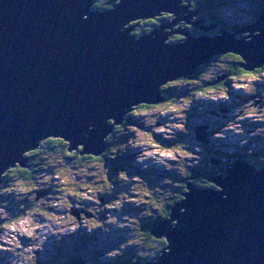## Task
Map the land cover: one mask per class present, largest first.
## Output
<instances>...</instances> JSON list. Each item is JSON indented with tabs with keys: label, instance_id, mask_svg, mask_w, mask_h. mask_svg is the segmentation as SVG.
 Here are the masks:
<instances>
[{
	"label": "water",
	"instance_id": "water-1",
	"mask_svg": "<svg viewBox=\"0 0 264 264\" xmlns=\"http://www.w3.org/2000/svg\"><path fill=\"white\" fill-rule=\"evenodd\" d=\"M96 1L0 0V184L6 170L29 166L25 152L49 138L102 156L127 112L162 102L161 85L198 73L215 55H239L247 71L264 67V11L237 31L196 35L175 29L197 15L190 0H119L112 8ZM165 13L176 18L131 33L136 22ZM174 32L187 38L166 42ZM226 158L224 174L210 176L215 187L187 183L183 199L151 230L166 246L136 264H264V166Z\"/></svg>",
	"mask_w": 264,
	"mask_h": 264
},
{
	"label": "rangeland",
	"instance_id": "rangeland-1",
	"mask_svg": "<svg viewBox=\"0 0 264 264\" xmlns=\"http://www.w3.org/2000/svg\"><path fill=\"white\" fill-rule=\"evenodd\" d=\"M263 2L205 0L197 7V15L189 22L181 20L175 29L219 33V27L210 31L200 28L211 25L207 20L195 24L203 19L199 14H214L223 26L237 31L255 21L251 19ZM164 16L170 21L176 18ZM138 29L136 26L131 33ZM171 31L167 28L166 32ZM248 35L241 32L236 36ZM184 37L174 32L167 35L166 42ZM214 57L205 64L200 78H179L161 85L172 88L177 95L174 101L166 99L146 105L148 108L139 105L127 114L112 153L113 161L120 157V165L95 159L87 161L85 169L82 165L69 171L71 165L64 162L60 167L67 169L66 175L42 172L36 181L21 179L13 172L7 176L15 167L3 172L7 181L0 185V264H116L113 261L130 251L141 253L142 223L146 226L158 215L170 195V191H159L162 196L158 195L153 205L149 189L164 184L167 177H172V189H177L186 169L201 165L205 159V136L212 138V145L225 156L243 154L242 158L249 161L264 159V70L231 77L223 71L235 59L227 55L216 61ZM217 74L221 80H216L214 88L206 87L199 93L195 90V83ZM41 157L47 163L50 156ZM56 160L50 158L53 164ZM70 175L80 178L74 180ZM83 246L87 252L82 254ZM98 252L101 254L96 256Z\"/></svg>",
	"mask_w": 264,
	"mask_h": 264
},
{
	"label": "trees",
	"instance_id": "trees-1",
	"mask_svg": "<svg viewBox=\"0 0 264 264\" xmlns=\"http://www.w3.org/2000/svg\"><path fill=\"white\" fill-rule=\"evenodd\" d=\"M205 2V0H190V5H191V9L196 10L197 7L201 4ZM117 4V0H97L95 7L97 8H112ZM264 11V2L260 5L259 9L257 10V14H255L251 20H256L257 18H259L261 12ZM167 17H170L169 15ZM165 18L164 15H162L160 18H155V19H148V20H144L140 22V25L138 26L139 29L136 32L138 35H142L144 33H150L153 30H155L156 28L159 27L160 23L162 20H166L168 18ZM204 17V16H203ZM206 20L208 21L209 24L214 25L217 24L218 27L220 28L219 31H223V30H228L229 28H227L226 26H223V22L221 20H218L215 18V15H205ZM235 28L233 27L232 29H229L230 31H233ZM195 30V29H193ZM194 34L196 35H200L194 31ZM197 31V30H196ZM243 37V36H242ZM184 38H180L179 40H177V42H181L183 41ZM227 54L229 57H233V59L235 60H231L230 64L227 65V70L223 71L225 72V74L231 76V77H240L241 74H253L256 70H259V72H262L264 70V68L262 67L260 68H256L252 71H247L245 69H243L242 67H240V63L242 62V58L239 55L233 54V53H225ZM227 55H225L227 57ZM225 56H220L221 58H226ZM219 57V55H216L213 59H216V61H218L219 59H221ZM205 65L201 66L199 69V72L194 74L193 76L190 77H186L183 80L189 79V78H200ZM227 72V73H226ZM223 74V73H221ZM219 74L215 75V77H212L211 79L207 80V81H201V82H197L196 84V91L199 93L201 91H203L204 88L206 87H211L214 88L217 85L216 81L217 79H219L220 76H218ZM221 78V77H220ZM163 94L165 96V98L167 99V101H174L173 97H176L177 95L173 94V90L172 88H170L169 86H165L162 88ZM140 107L143 108H148L149 106H146L145 104L140 105ZM120 127L117 126L115 127L114 132L109 135V137L107 138V142H108V147L106 149V151L103 153L102 156L99 157H95L93 155H82L80 153V150L77 151H72L70 152L68 150V143L65 142L63 139L61 138H49L46 139L44 141L41 142L40 147L35 150L30 152L28 155L30 156V162H29V166L27 167H21V166H17L14 169H11L7 172V176L9 173H15L16 176H19L21 179L27 180V181H36L38 178V175L42 172H46L48 173L50 172H57V176H63L66 175L65 172H67L65 168H61V164L64 162H69V164L71 165V168L69 171L73 170L74 168H80L83 165V169H85L84 167H86L87 165H85V163L87 161L90 160H95V159H99L101 161H104L106 163H108L109 161L111 162L112 166H118L120 165V157L112 158L113 156V152L114 150H116V142L119 141V130ZM203 147H204V151L207 152L206 156H204V160L201 161V165L199 166H193V167H189L186 169V173L185 176H183L184 178L181 181H177V189H172L173 183L171 182H175L172 177L170 178H165L163 181L164 184H160L159 186H153L152 188L149 189L148 195L151 196L150 198H152V202L153 205L154 200H156V197L158 195H161L160 193H158L159 191H170V195H168V198L164 200V204L162 206V208L160 209L158 215L154 216L153 219H151L149 222H147L146 226L143 225L142 223V231H144L143 235H142V251L141 253H138L135 250L130 251L129 254L127 256L123 255L121 258H119L120 260L117 261H113L116 264H136L139 262H145L149 259H152L153 257H155L157 254H159L163 248L166 246L167 243H165L166 239L165 238H156L153 236V234L151 233L152 228L157 225V223L161 220H165L169 217L170 213L172 212V208L183 199V193L187 191V183L190 181H193L197 186L199 187H212L213 183L210 181V176L212 174H217V175H221L224 174V169L226 168L225 163H218V164H214L212 165L211 163V157L214 158H218L219 160L227 159L226 156L223 154V152H221L220 149H217L216 147H214V145H212L211 142H204L203 143ZM219 146V145H218ZM45 154V155H49V161H47V163H44V159H42L41 155ZM237 155V154H236ZM54 157L55 159H57L54 164L52 163V161H50V158ZM57 162L58 165H55V163ZM252 163H254L255 165H257V167L259 166H263L264 165V159L262 158L261 160H252ZM48 170H45V169ZM56 168H58L56 170ZM260 168V167H259ZM6 176V177H7ZM6 177L3 178V182L5 183L7 181ZM70 178H74V180H78L80 178L79 176L76 175H70ZM164 185V186H162ZM1 188V186H0ZM54 190V188H53ZM1 201V200H0ZM85 243H87V240H85ZM80 252L86 253L87 250L85 249V246L81 247ZM98 254H101L100 252H98L96 254V256ZM115 260V259H113ZM82 261V260H81ZM82 264L83 261H82Z\"/></svg>",
	"mask_w": 264,
	"mask_h": 264
},
{
	"label": "bare ground",
	"instance_id": "bare-ground-1",
	"mask_svg": "<svg viewBox=\"0 0 264 264\" xmlns=\"http://www.w3.org/2000/svg\"><path fill=\"white\" fill-rule=\"evenodd\" d=\"M166 14V13H165ZM257 14V13H256ZM164 15V14H163ZM162 16V15H161ZM161 16H158L157 18H160ZM175 18V17H174ZM182 24V23H181ZM235 31V30H234ZM180 78H183V77H180ZM179 79V78H178ZM175 80H177V79H175ZM175 80H173V81H175ZM166 100V99H165ZM147 105V104H146ZM148 105H151V104H148ZM129 112H131V111H129ZM129 112H127V114H129ZM126 114V115H127ZM127 117V116H126ZM227 123V122H226ZM244 135V134H243ZM2 183V182H1ZM1 185V184H0ZM1 259V258H0Z\"/></svg>",
	"mask_w": 264,
	"mask_h": 264
},
{
	"label": "flooded vegetation",
	"instance_id": "flooded-vegetation-1",
	"mask_svg": "<svg viewBox=\"0 0 264 264\" xmlns=\"http://www.w3.org/2000/svg\"><path fill=\"white\" fill-rule=\"evenodd\" d=\"M203 16H204V17H203ZM199 17H200V18H203V19H205V20H206V18H205V15H203V14H202V15H201V14H199ZM198 34H199V33H198ZM215 34H216V33H215ZM242 155H243V154H239V155H237V156H239V157H242Z\"/></svg>",
	"mask_w": 264,
	"mask_h": 264
},
{
	"label": "snow or ice",
	"instance_id": "snow-or-ice-1",
	"mask_svg": "<svg viewBox=\"0 0 264 264\" xmlns=\"http://www.w3.org/2000/svg\"><path fill=\"white\" fill-rule=\"evenodd\" d=\"M117 3H119V0H117ZM213 187H215V185H213ZM165 243H167V241H165Z\"/></svg>",
	"mask_w": 264,
	"mask_h": 264
}]
</instances>
